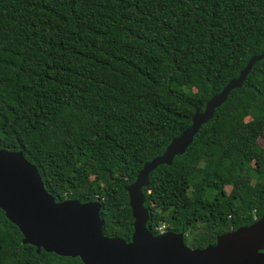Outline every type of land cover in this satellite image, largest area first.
<instances>
[{"label": "trees", "instance_id": "obj_1", "mask_svg": "<svg viewBox=\"0 0 264 264\" xmlns=\"http://www.w3.org/2000/svg\"><path fill=\"white\" fill-rule=\"evenodd\" d=\"M263 51L264 0H0V149L55 202L97 201L102 234L127 242L125 187ZM141 192L146 229L189 249L264 215V58ZM0 264L82 263L0 211Z\"/></svg>", "mask_w": 264, "mask_h": 264}, {"label": "water", "instance_id": "obj_2", "mask_svg": "<svg viewBox=\"0 0 264 264\" xmlns=\"http://www.w3.org/2000/svg\"><path fill=\"white\" fill-rule=\"evenodd\" d=\"M264 51L251 56L236 78L211 96L202 111L195 110L188 127L172 138L162 153L144 163L132 183L125 187L132 218V232L126 242L102 234L97 201L81 203L67 199L55 202L44 188L36 168L20 151L0 149V211L13 224L23 243L59 257L78 258L82 264H264V215L253 224L218 236L213 245L189 249L181 233L152 235L145 227L148 216L143 207L142 188L148 175L160 165H170L192 142L198 129L209 121L232 89L239 88ZM247 240L261 246L248 249ZM249 245V242H248Z\"/></svg>", "mask_w": 264, "mask_h": 264}, {"label": "rangeland", "instance_id": "obj_3", "mask_svg": "<svg viewBox=\"0 0 264 264\" xmlns=\"http://www.w3.org/2000/svg\"><path fill=\"white\" fill-rule=\"evenodd\" d=\"M258 144L259 145H262L263 143H262V141H260V140H258ZM228 189L226 188V191H227ZM257 235H259V236H264V229L262 230V231H260V232H257L256 233ZM246 241V240H245ZM248 242H249V245H248ZM260 241L259 240H247L246 241V243H245V246L248 248V249H254L255 248V246H261L260 245ZM261 250H259V251H263L264 250V248H260Z\"/></svg>", "mask_w": 264, "mask_h": 264}, {"label": "built area", "instance_id": "obj_4", "mask_svg": "<svg viewBox=\"0 0 264 264\" xmlns=\"http://www.w3.org/2000/svg\"><path fill=\"white\" fill-rule=\"evenodd\" d=\"M157 232H162L164 231V226L163 225H160L156 228Z\"/></svg>", "mask_w": 264, "mask_h": 264}, {"label": "flooded vegetation", "instance_id": "obj_5", "mask_svg": "<svg viewBox=\"0 0 264 264\" xmlns=\"http://www.w3.org/2000/svg\"><path fill=\"white\" fill-rule=\"evenodd\" d=\"M162 232H165V231H162ZM162 232H158V234H159V233H162Z\"/></svg>", "mask_w": 264, "mask_h": 264}]
</instances>
